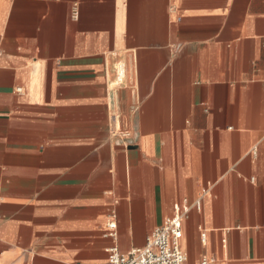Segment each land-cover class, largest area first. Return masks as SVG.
Masks as SVG:
<instances>
[{
    "label": "crops",
    "instance_id": "1",
    "mask_svg": "<svg viewBox=\"0 0 264 264\" xmlns=\"http://www.w3.org/2000/svg\"><path fill=\"white\" fill-rule=\"evenodd\" d=\"M186 205L188 264H264V0H0V264H106Z\"/></svg>",
    "mask_w": 264,
    "mask_h": 264
},
{
    "label": "built area",
    "instance_id": "2",
    "mask_svg": "<svg viewBox=\"0 0 264 264\" xmlns=\"http://www.w3.org/2000/svg\"><path fill=\"white\" fill-rule=\"evenodd\" d=\"M194 207L200 209V202ZM190 210L189 205L177 209L173 218L167 219L163 226L154 231L143 249L127 254L121 253L116 247L110 249L106 264H188V257L181 248V239L183 222ZM110 228L116 229L115 224L111 223ZM115 235L113 232L112 236ZM200 264H210V260L204 258Z\"/></svg>",
    "mask_w": 264,
    "mask_h": 264
},
{
    "label": "bare ground",
    "instance_id": "3",
    "mask_svg": "<svg viewBox=\"0 0 264 264\" xmlns=\"http://www.w3.org/2000/svg\"><path fill=\"white\" fill-rule=\"evenodd\" d=\"M119 68H120V69H119V75L122 74V75H121V81H122V80H123V75H124V74H123V73H120V72H122V68H121V66H120Z\"/></svg>",
    "mask_w": 264,
    "mask_h": 264
}]
</instances>
